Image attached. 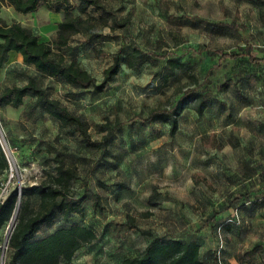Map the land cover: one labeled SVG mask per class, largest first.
<instances>
[{
    "label": "rangeland",
    "instance_id": "rangeland-1",
    "mask_svg": "<svg viewBox=\"0 0 264 264\" xmlns=\"http://www.w3.org/2000/svg\"><path fill=\"white\" fill-rule=\"evenodd\" d=\"M100 1L116 9L119 18H128V24L98 26V38L85 32L71 36L60 50L65 60L77 62L98 84L113 57L123 58L133 46L151 54L153 62L139 68L121 64L102 91L42 77L22 61L6 63L0 92L35 78L50 97L83 118L93 139L107 133L103 126L113 128L108 153L86 146L48 115L25 116L33 100L27 96L18 108L0 107L11 161L0 176V191L6 198L14 189L47 181L60 161L76 170L70 195L85 196L84 213L69 221L58 215L36 237L75 222L93 231L95 239L58 264H118L138 255L150 238L121 225L128 217L154 235L196 240L202 264H213L215 256L224 264H264V62L249 61L264 55V2ZM88 13L99 16L93 9ZM61 17L44 4L22 14L0 3L2 23L18 22L40 41H52ZM218 23L225 24L220 31ZM221 53L234 57L221 60ZM167 58L184 67L161 87L159 74ZM193 89L207 94L202 114L192 97L178 103ZM174 105L178 128L173 136L167 123L142 120L151 108ZM95 195L101 209L93 206ZM36 205L31 199L30 208ZM235 211L238 220L226 225ZM17 216L0 229V264L7 260Z\"/></svg>",
    "mask_w": 264,
    "mask_h": 264
},
{
    "label": "trees",
    "instance_id": "trees-1",
    "mask_svg": "<svg viewBox=\"0 0 264 264\" xmlns=\"http://www.w3.org/2000/svg\"><path fill=\"white\" fill-rule=\"evenodd\" d=\"M74 1L76 3H73V0H0V3L11 6L14 11L22 14L34 12L44 4L49 11L62 15L51 42L40 41L38 34L18 22L4 24L0 20V71L8 62L9 53L15 52L21 56L23 64L32 65L42 77L55 78L83 89L102 91L117 75L121 64L129 68H139L146 62L154 61L155 58L151 54L138 46H133L123 58L119 55L113 57L111 64L103 70L100 84L77 62H67L60 50L68 45L71 36L85 32L98 38L99 35L95 32L98 26L123 27L128 24V18H119L116 9L108 7L100 0ZM89 9L98 12L99 16L89 14ZM74 10L77 14H74ZM216 27L217 31H220L225 24L218 23ZM233 57V54H219L221 60ZM249 61L264 62V55L261 58L250 57ZM183 67L182 62L167 58L166 65L159 74L161 87L166 86L176 75V71ZM27 96L33 100L24 111L25 116L35 111L48 115L59 123L60 128L66 129L69 135H79L86 146L98 150L103 155L108 153V138L113 128L103 126V131L107 133L100 140L93 139L83 118L50 97L47 90L33 77L28 78L23 85L5 87L0 92V107L18 108ZM190 97L197 104V113L202 114L207 106V94L193 89L185 92L178 103L182 104ZM176 107L174 105L151 108L142 120L145 122L159 120L167 123L169 134L173 136L178 128ZM57 163L50 179L30 187H22L19 195L17 190H12L0 204V229L11 220L15 212H18L15 226L7 240L8 254L4 264H58L61 259L69 261L78 249L95 239L93 231L75 222L70 223L68 227L57 228L42 238L36 237L40 228L51 227L58 215L69 221L72 215L81 216L85 210L83 203L85 196L75 198L70 195L71 182L77 177L76 170L66 166L62 161ZM7 169L8 161L0 145V176ZM153 197L151 194L150 198ZM31 199L36 200V208H30ZM93 206L101 209L99 196L95 195ZM234 208L238 210L239 206L236 205ZM234 223H236L234 220L225 221L226 225ZM121 225L137 229L150 240L138 255L124 258L118 264H202L200 244L196 240L154 235L138 228L130 217ZM253 253L254 250H251L247 255L251 257ZM213 264H218L217 256Z\"/></svg>",
    "mask_w": 264,
    "mask_h": 264
},
{
    "label": "built area",
    "instance_id": "built-area-1",
    "mask_svg": "<svg viewBox=\"0 0 264 264\" xmlns=\"http://www.w3.org/2000/svg\"><path fill=\"white\" fill-rule=\"evenodd\" d=\"M0 131H1V128H0ZM1 133V135H2V138L3 139H1L0 138V145H1V148H2V150H3V152H4V154H5V157H6V159H7V161H8V163L9 164H11V161H10V158H9V156H10V154L9 153H6V151H5V148H4V145L6 146V142H5V138H4V135H3V133H2V131L0 132ZM3 140V141H2ZM18 193H20V191L18 192ZM4 199H5V197H4V195H3V192H1L0 191V204L4 201ZM237 221L238 220V215H237V213H236V211H235V214H234V216H233V218H231V219H228L227 221ZM221 244H220V248L219 249H221L223 246H222V241L220 242ZM220 251V250H219ZM219 251L217 252V255L219 254ZM217 258H218V264H224V262H222L221 261V259H220V257L219 256H217Z\"/></svg>",
    "mask_w": 264,
    "mask_h": 264
},
{
    "label": "crops",
    "instance_id": "crops-1",
    "mask_svg": "<svg viewBox=\"0 0 264 264\" xmlns=\"http://www.w3.org/2000/svg\"><path fill=\"white\" fill-rule=\"evenodd\" d=\"M21 56L18 53L10 52L9 53V60L7 62L8 65L15 64L21 62Z\"/></svg>",
    "mask_w": 264,
    "mask_h": 264
},
{
    "label": "bare ground",
    "instance_id": "bare-ground-1",
    "mask_svg": "<svg viewBox=\"0 0 264 264\" xmlns=\"http://www.w3.org/2000/svg\"><path fill=\"white\" fill-rule=\"evenodd\" d=\"M0 135H1V133H0ZM0 138H1V139H3V138H2V135H1V137H0ZM2 141H3V140H2Z\"/></svg>",
    "mask_w": 264,
    "mask_h": 264
},
{
    "label": "water",
    "instance_id": "water-1",
    "mask_svg": "<svg viewBox=\"0 0 264 264\" xmlns=\"http://www.w3.org/2000/svg\"><path fill=\"white\" fill-rule=\"evenodd\" d=\"M18 195H19V193H18Z\"/></svg>",
    "mask_w": 264,
    "mask_h": 264
}]
</instances>
